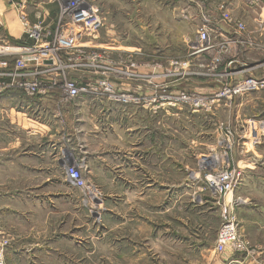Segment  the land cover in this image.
Masks as SVG:
<instances>
[{
	"label": "crops",
	"instance_id": "crops-1",
	"mask_svg": "<svg viewBox=\"0 0 264 264\" xmlns=\"http://www.w3.org/2000/svg\"><path fill=\"white\" fill-rule=\"evenodd\" d=\"M40 3V0H34L32 9ZM218 4L227 5L233 17L248 26L264 24V0H100L105 18L103 32L106 34L101 43L116 49L117 59L125 56L126 51L123 50L135 47L120 41L116 36L118 31L139 29L158 33L150 34L146 46L151 51L142 56L147 59V64L151 61L158 66L138 72L149 77L150 82L142 83L144 87L141 89L138 82L121 81L128 87L127 90L151 96L153 85L157 89H166L167 70L161 62L165 64L164 52L170 47L167 42L168 17L171 21L183 22L184 14L200 16L206 7L209 13L216 14ZM121 25L125 28H121ZM11 27L7 30H11ZM227 30L231 35L236 34L235 38L244 40V34L231 28ZM22 35L11 37L19 40ZM225 36L232 37L228 34ZM152 50L156 51L152 53ZM200 87L197 86L199 93H217L214 89ZM58 99L56 96L41 102L28 101L18 92H10L0 98V226L15 237L8 253V264L81 262L83 250L77 246L73 248L74 237L69 235V231L57 233L54 226L57 216H63L64 220L71 216L73 193L66 169L70 167L73 152L81 162L85 175L95 177L101 170L112 172L115 205L119 206L122 201L120 192H132L129 196L133 199L136 192H141L144 204L159 208L161 217L167 215L170 205H186L192 212V218L175 219L174 232L167 220H160L159 234L153 239L159 242V264H264V202L258 194L255 198L254 184H248L257 169L249 161H246L243 182L227 198V203L236 205L240 234L257 249V254L245 257L230 250L219 254L216 244L221 225L214 228L209 224L216 213L221 219V208L214 194H200L197 199H190L188 192L194 184L187 180L171 186L176 194L169 198L166 146L163 151L162 147L156 151L151 147H136L137 142H147L148 138L138 136V129L133 125L145 121L143 116L161 121L168 111L166 105L159 103L152 108L110 105L103 100L84 98L58 109ZM251 103L253 100L247 98L236 108ZM231 106L223 102L218 106V111ZM109 113H113L114 122L105 119ZM126 126L124 132L127 135H117L115 138L116 143L123 146H118L114 153L91 147L105 139L110 130ZM152 199L156 201L153 205ZM149 236L148 239H151L152 235ZM113 245L120 252V240L116 239ZM60 255L66 258L56 260L55 257ZM145 257L147 255L144 254L143 262L146 261Z\"/></svg>",
	"mask_w": 264,
	"mask_h": 264
},
{
	"label": "rangeland",
	"instance_id": "rangeland-1",
	"mask_svg": "<svg viewBox=\"0 0 264 264\" xmlns=\"http://www.w3.org/2000/svg\"><path fill=\"white\" fill-rule=\"evenodd\" d=\"M217 7L216 14L209 13L207 7L203 13L200 12V16L184 14L183 22L171 21L168 17L167 42L170 47L164 52L165 64L161 62L167 70L165 78L168 80V85L165 86L166 89L161 87L157 89L158 87L153 85L151 98L158 100L160 95L158 91L162 90L167 92V94H163L166 97H176L181 93L190 96H207L197 92L198 85L218 92L225 87H233L245 78L264 79L263 23L255 24V27L244 23L247 27L241 34H244V41L247 44L242 48L231 49L226 56H220L219 63L214 60L217 52L194 55L198 47V31L204 26L207 27L214 23L215 25L212 27L215 26L213 29L218 32L223 31L232 38L236 36V34H229V30L223 25L222 14ZM234 19L242 22L235 17ZM6 24L9 27L11 24L14 26L11 27V30H7L9 27L6 28ZM121 28H125V26L121 25ZM232 29L236 30L235 27ZM13 30L18 35L23 33L18 14L8 0H0V47L5 46L11 36L15 34L12 32ZM122 30L116 33L117 38L124 41L125 45L135 46L123 50L126 51L125 53L137 54L133 62L139 69H135V73L144 72V69L151 66L153 69L158 66L151 61L147 64L145 62L147 59L138 56V53L144 55L151 51L146 46L147 41L150 34L158 33L140 31L139 29L137 31L135 29ZM105 35L102 30L100 41L105 38ZM214 39L219 41L216 31L213 32ZM155 51L152 50V53ZM81 80L87 79L82 78ZM140 84L142 82L137 85ZM115 86L124 90L128 88L121 81L115 82ZM139 87L143 89L144 86ZM129 92L131 93V91ZM136 95L143 97V95ZM247 98L250 101L253 100V103L236 108ZM223 102L220 104L222 105ZM157 103L159 104V102ZM228 103L232 104L230 108H221L220 111L217 108L206 113L194 112L187 107L175 109L172 106H167L168 111L161 121L143 116L145 121H138L133 125V128L138 129L136 132L138 136L148 138L147 142H137L136 147H147V149L151 147L153 151L162 147L163 151L166 146L169 198L176 194V190L171 186L187 180L194 184L188 192L190 199H197L200 194H214L217 205L221 208V219L216 213L217 215L209 221L211 227L214 228L222 226L224 205L228 208L231 206L234 211L236 205L232 206L227 203V198L230 196L221 198L214 190L212 191L207 182L208 176L214 175L222 169H239L245 176L246 161H249L248 163L257 169L256 175L248 180V184H254L255 198L258 194L259 199L264 202V90L244 97H233L232 101ZM113 104L110 103V105ZM139 107H144V105ZM110 108L113 109V107ZM112 116L113 113H109V117L105 119L114 122ZM207 117L211 118L206 119ZM126 128L127 126L115 131L110 130L105 139L91 147L95 150L99 147L101 151L114 153L118 150V146H123V144L116 143L115 138L117 135H127L124 132ZM72 154L70 167L80 169L85 186L70 182L73 193L71 216L65 220L63 216H57L54 226L57 233L69 231V235L74 237L73 248L77 246L83 250L80 257L81 262L77 264H117V260L118 264H145V262L159 264V242L158 239H153L155 235L159 234L160 220H167L169 227L174 232L175 219L178 217L192 218V212L187 209L186 205L177 207L170 205L167 215L161 217L159 208L144 204L141 192L135 193V199L129 196V194L132 195V192H120L122 201L119 202V206L115 205L111 183L114 179V176L111 175L112 172L101 170L95 177L87 176L84 174L85 172L83 173L81 162L76 159L74 152ZM123 194H125L124 198H122ZM151 202L153 205L156 201L152 199ZM150 222L151 224H149ZM0 231L3 240L8 242V246L4 250L5 264H8V253L13 247L15 237L3 230L1 226ZM150 234L152 237L148 239ZM116 239L120 240V252L114 249L116 246L113 244ZM145 245L147 246L145 247ZM254 250L257 254V249L254 248ZM144 254L147 255L145 262H143ZM64 258L66 257L63 255L55 257L56 260L60 259L61 261Z\"/></svg>",
	"mask_w": 264,
	"mask_h": 264
},
{
	"label": "built area",
	"instance_id": "built-area-1",
	"mask_svg": "<svg viewBox=\"0 0 264 264\" xmlns=\"http://www.w3.org/2000/svg\"><path fill=\"white\" fill-rule=\"evenodd\" d=\"M8 1L18 14L23 35L17 40L18 45L8 41L0 47V98L10 92H18L28 101L39 102L57 96L58 109L84 98L136 107H155L159 102L163 106L187 107L194 112L206 113L217 109L222 101L228 103L233 97H244L264 90V79L249 77L214 95L190 96L181 93L176 97H166L163 95L167 94L165 90H157L160 94L158 100L151 96L137 97L135 93L118 89L115 82L149 83L150 79L134 72L139 69L133 62L137 54L125 53L123 59H117L116 49L101 43L100 33L105 27V18L100 0H40L41 3L34 9V0ZM217 9L222 14L225 27H235L238 33L246 30L244 23L234 19L227 5L222 4ZM212 25L215 24L198 31V47L194 48V55L217 52L214 60L219 63L220 56H226L231 49L247 44L242 39L225 36L223 32L213 29L215 26ZM214 31L219 41L213 40ZM138 56L143 54L138 53ZM66 172L70 182L85 186L80 169L68 167ZM243 178L239 169H222L208 176L207 182L212 190L225 198L234 194ZM222 219L217 253L230 250L245 257L255 255L250 242L240 234V224L231 206L228 208L224 205ZM2 236L0 231V264H5L4 250L8 242Z\"/></svg>",
	"mask_w": 264,
	"mask_h": 264
},
{
	"label": "trees",
	"instance_id": "trees-1",
	"mask_svg": "<svg viewBox=\"0 0 264 264\" xmlns=\"http://www.w3.org/2000/svg\"><path fill=\"white\" fill-rule=\"evenodd\" d=\"M9 41H10L11 43H13V44H16V45L19 44V42H18L17 40L13 39L12 37L9 39Z\"/></svg>",
	"mask_w": 264,
	"mask_h": 264
},
{
	"label": "bare ground",
	"instance_id": "bare-ground-1",
	"mask_svg": "<svg viewBox=\"0 0 264 264\" xmlns=\"http://www.w3.org/2000/svg\"><path fill=\"white\" fill-rule=\"evenodd\" d=\"M12 32L15 33L14 30ZM14 36L18 37L19 35L17 33H15ZM122 72H126V71L122 70Z\"/></svg>",
	"mask_w": 264,
	"mask_h": 264
}]
</instances>
